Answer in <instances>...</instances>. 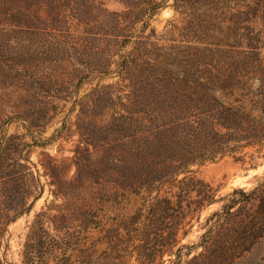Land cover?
I'll list each match as a JSON object with an SVG mask.
<instances>
[{
	"label": "rangeland",
	"instance_id": "374dc122",
	"mask_svg": "<svg viewBox=\"0 0 264 264\" xmlns=\"http://www.w3.org/2000/svg\"><path fill=\"white\" fill-rule=\"evenodd\" d=\"M207 82L234 94L264 87V0H0V135L20 137L42 187L30 211L5 226L0 262L24 264L25 243L43 231L78 239L89 220L112 227L130 212L136 204L126 205L115 162L132 157L120 145L131 140L133 104H143L137 125L148 136L149 126L210 109L206 93L197 105L171 84ZM190 170L216 202L192 221L187 246L199 243L223 198L264 184V145ZM259 242L235 264H264V235Z\"/></svg>",
	"mask_w": 264,
	"mask_h": 264
},
{
	"label": "trees",
	"instance_id": "16d2710c",
	"mask_svg": "<svg viewBox=\"0 0 264 264\" xmlns=\"http://www.w3.org/2000/svg\"><path fill=\"white\" fill-rule=\"evenodd\" d=\"M169 88L173 93L188 91L198 96L197 105H205L206 93L211 106L191 121L183 117L161 130L149 126L148 136H140L143 129L137 122L142 112L136 110L138 102L133 104L131 140L120 145L129 148L127 155L132 157H117L115 168L124 190L129 191L126 205L136 206L116 216L112 227L89 220L78 239L59 240L43 231L35 243H25L24 264H235L258 248L264 235V184L249 192L233 190L223 198L221 211L212 215L215 220L199 243L187 246L181 240L201 210L216 202V190L192 176L190 168L217 155L263 149L264 87L254 95L234 94L225 82L171 84ZM122 129L128 137L126 128ZM203 135L210 139L201 142ZM187 137L195 143L187 144ZM26 149L20 137L1 133L0 237L7 224L30 211L42 192ZM35 225L37 221L31 234ZM197 248L201 251L183 261Z\"/></svg>",
	"mask_w": 264,
	"mask_h": 264
}]
</instances>
